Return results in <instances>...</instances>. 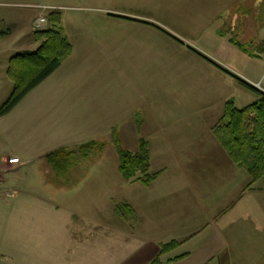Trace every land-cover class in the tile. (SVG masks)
Listing matches in <instances>:
<instances>
[{"label": "rangeland", "instance_id": "obj_1", "mask_svg": "<svg viewBox=\"0 0 264 264\" xmlns=\"http://www.w3.org/2000/svg\"><path fill=\"white\" fill-rule=\"evenodd\" d=\"M5 1L0 0V11L24 12L22 20H12L15 33L31 31V18L40 11L28 6L4 7L1 3ZM223 2L108 0L93 5L69 4L73 7L61 10L64 33L73 45L72 55L63 63L55 81L49 80L11 113L0 116V160L19 156L27 162L19 171L0 170L4 179L0 181V211L14 205L60 207V212L54 213L53 226L55 232L63 230L64 236L54 237L48 246L53 247L55 254L68 253L65 264H110L111 260L126 264L140 253L137 250L145 242L172 243L175 229L184 231L186 219L198 228H206L218 242L216 229L221 222L215 219L217 212L239 202L243 186L249 187L252 178L246 169L237 167L213 127L224 114L229 100L225 95L237 107L244 108L259 96L244 82L260 89L264 86V0H244L245 17L229 32L249 48L250 56L256 55L247 56L238 66H227L231 67L229 71L236 70L250 80H258V76L261 85L235 73V79L228 76L229 84L220 80L212 83V89L225 93L220 94L221 98L197 100L196 95L211 89L210 70L202 67L200 57L216 58L208 45L221 32L218 26L222 28V20L211 23L206 13L226 17L231 13L229 9L232 11V1ZM104 8L146 14L152 18L146 19L149 26L178 38L174 41L185 46L191 56L177 53L174 43L163 42L155 32L132 34L126 30L138 24L107 25L101 16ZM16 34L0 44V108L14 86L7 74L10 59L22 48H31L11 42L19 37ZM31 34L35 35L32 31ZM213 72L218 76L217 68ZM51 94H56L57 100H46L54 99ZM85 95L99 100L98 115L85 114V109L76 106L77 97ZM144 99L150 101L149 106L136 110L145 113L146 121L141 123L142 116L133 115L131 104H142ZM69 104L73 110L65 109ZM141 139L148 141L151 172L156 174L150 186L127 182L119 170V148L135 151ZM93 141L97 146L90 156L76 155L69 165L51 163L47 158L60 149L75 150ZM241 202L251 206L254 197L244 195ZM84 214L91 220L84 219ZM6 215L8 220V214L3 216ZM98 221L105 225L102 233ZM82 222L89 224L87 231L93 236L85 238L84 232L75 235ZM116 228L118 237L114 241ZM11 232L12 229L0 227V253L18 250ZM94 232L101 236L94 237ZM132 232L138 234L137 241L125 249L122 241ZM212 247L215 250L217 243ZM219 258L222 255L209 264H221Z\"/></svg>", "mask_w": 264, "mask_h": 264}, {"label": "crops", "instance_id": "obj_2", "mask_svg": "<svg viewBox=\"0 0 264 264\" xmlns=\"http://www.w3.org/2000/svg\"><path fill=\"white\" fill-rule=\"evenodd\" d=\"M6 1L1 3L4 7H9V6H15L18 8L30 7L39 10L35 6L45 3L48 5H52L54 7H59V10H62L63 8L73 7V6H68L69 4L87 3L93 5L97 3L107 2L108 0H6ZM223 1H224L223 3L226 4L232 1V11L231 9H229L231 15L227 14L225 17L222 16L220 13L213 14L209 12V16H208V13H206L207 17H209V21H212L211 23H213V20H218V22L222 20V28L221 26H218V29H220L222 35L221 32H218L216 34L217 36L213 38L208 45L210 46V48L208 49H213L214 50L213 53H216L217 56L216 58L205 55L203 56L210 58L211 60L215 61L217 64L229 70L231 67H228L227 65H229L230 63H235V65L238 66L243 60L247 58V56H249L250 58L253 57L249 55L248 47L241 44V42H239L237 38H234L232 35H230L229 32L231 28L233 29L234 27H238L239 21L240 20L242 21L245 17L246 13L243 8L244 0H223ZM104 9H105L104 12H102L103 15L101 16L103 17L107 25L118 26L119 24L121 26H128V25L136 26L138 24L139 26L131 27L126 30L130 31L132 34L135 33L143 34L146 32V34L148 35L150 31L155 32L158 37L164 40L163 42H168L170 44L174 43L177 53L179 54L184 53L188 57L191 56V54L189 53L190 51L186 49L185 46L183 47L181 44L179 45L176 41H174V39L178 40V38L173 36L168 37L169 36L168 32L167 34L166 31L165 32L161 31L159 27L149 26L146 19H152V18H148L146 14H143L141 12L126 11V10H114L113 8H104ZM50 13L51 12H49V14ZM259 14L261 15V12L258 10V15ZM23 15H24L23 9H17L14 11H9L8 9H2L0 11V24L6 27L5 29H2L0 26V29L6 32V34L2 37L0 44L2 43L4 38H13L15 36L16 33L11 28L13 26L12 20L19 18L20 20H22ZM39 15L40 12L38 13V15H36V17ZM36 17L31 18L30 21V26L32 27L31 31L34 34L35 31L33 29L32 22ZM48 26L49 25H47V27ZM31 31L25 30L19 35L16 34V36L19 37L16 40L10 39V41L19 42L22 45H27L31 47V48H22V50H34L40 44L36 40L35 35L31 34ZM25 36H27V38H25ZM207 52L210 51L207 50ZM200 58L203 60L202 67L208 66V69L210 70L208 75L211 76V89L207 88L209 92L205 91L206 93L202 92L198 96L196 95L197 100L199 99L202 100L204 97H206V99H209L210 101H213L214 98L216 97L215 100H217V98H221L220 94H225V93L220 92L219 88L212 89V83L214 81L220 80L221 83L226 82L225 84L227 83L229 84L228 76L232 77L233 79H235L236 77L226 72L221 67L213 64L212 62L205 60V58H202V56ZM62 66L63 64L46 80H44L41 84H39L36 88H34L28 95L33 94L34 91H36L38 88H41L49 80L55 81L54 78H57L58 74H61L59 72ZM213 68H217L219 70L218 76H215L213 72ZM205 70L208 71L207 69ZM247 70L249 72H252L251 69H247ZM232 72L234 74L237 73L240 76L243 75L244 77H246L244 74L236 70H232ZM225 76L227 77V79ZM246 79L249 78L246 77ZM257 79L258 80H250V79L249 80L253 84L261 85L260 83L261 81L258 78V76ZM261 87H262L261 89L264 90V86ZM44 94L46 95V93ZM216 94H218V96H215ZM51 95L52 96L55 95L54 99L49 97L46 98V100L48 101L57 100L56 94H51ZM225 98L229 100L231 99L228 98L227 95H225ZM87 99L88 100L91 99V101L88 102ZM76 101H78V103H76V106H78L80 110L85 109V114L89 113L91 115L96 116L98 115L99 111H101V105L98 103L99 100L97 98H91V96L85 95V96H78ZM143 102L144 103L142 104H133L135 102L131 104V109L135 110L133 112V115L142 116V120H140L141 123L142 122L144 123L146 121L143 117L145 116V113L144 111L139 113L136 110H142L143 109L142 107L144 106L148 107L150 101L144 99ZM48 106L51 107V104L49 103ZM54 109L57 110L58 107ZM65 109L73 110L70 104ZM181 111H184L185 113H191L186 109H182ZM164 113L165 112H162V114ZM140 121H137V123H140ZM12 157H19V156H9L8 158H4V159L1 158L0 170L19 171L24 166L27 165V162L24 161L22 157H20L21 162L18 164L9 163V159ZM237 167L239 169H242L239 165H237ZM3 180H4L3 177L0 176V181ZM248 183L250 184L249 187L243 186V188L245 189H243L244 194L242 195L243 197L241 198V200L244 198V195L252 194V196L254 197V204L251 206H247L246 204H243L241 200H239V202L235 204L232 203V205H227L222 210L217 212L215 219L216 221L220 220L221 222V226L217 227L216 229V234L220 236V238H218L217 240L218 242H214L215 238L211 235V233L207 232L206 228H202V229L198 228L193 223V221H191V219L189 220L186 219L184 231L181 228L175 229L176 239L174 240V246L172 250L168 252H162L163 245H165L164 243L156 242L150 245L147 242H145L141 246H139V249L137 250V252L139 251L140 253H138L133 259L125 261V263L152 264L156 259H160L161 262L159 264H209L213 262L216 258H218L219 255L220 256L222 255V258L221 259L219 258L221 260V264H264V179H259L255 182L249 180ZM242 204L245 206H242ZM130 207L132 210L134 209L133 206ZM55 212L56 213L60 212V207L58 206L54 207L51 205H16V206L14 205V206H10V208L9 209L7 208L5 211H0L1 218L4 214H8L9 216L8 220H7V215L5 216V218L3 216V219L0 220V227L12 229L11 233L14 234L15 240L18 242V247H17L18 250L14 252L4 251L0 253V264L68 263V259H69L68 253L61 252L59 254H55L53 251V247L48 246V242L50 240L51 242H53L54 237L60 238L59 237L60 235L64 236L63 230H58L57 232L54 231L53 225L55 222L54 221ZM74 216L78 217L77 215ZM75 217H72V219ZM87 217L88 216L84 214V219H90ZM62 219H64V217ZM225 219L228 220V222L224 223ZM98 223L99 225L97 227H99L100 229L99 232L102 233L104 223L99 221ZM82 225L83 226L79 227V232L78 233L76 232L75 235L77 234L83 235L84 232L86 233L85 238L88 237L89 235L93 236L91 232L87 231V225L89 224L84 225V222H82ZM66 226L67 227L69 226V217L66 218ZM81 230L83 231L81 232ZM66 233H68V231ZM94 233H95L94 237L101 236L100 234H97L98 232H94ZM114 235H115L114 241H117V237H118L117 228L115 229ZM137 238H138V234H136V232H132L131 234L126 235L125 240L122 241L125 243V249L130 248L137 241ZM215 243H217V247L214 250L212 246ZM110 264H114L112 263V260Z\"/></svg>", "mask_w": 264, "mask_h": 264}, {"label": "trees", "instance_id": "obj_3", "mask_svg": "<svg viewBox=\"0 0 264 264\" xmlns=\"http://www.w3.org/2000/svg\"><path fill=\"white\" fill-rule=\"evenodd\" d=\"M5 34L0 29V42ZM35 37L40 44L36 49L19 51L10 59L7 74L14 86L10 97L0 108V116L9 114L73 53V45L64 33L61 10H54L49 14V26L35 31ZM204 58L235 76L210 58ZM244 84L258 93V99L244 108L237 107L233 99L227 101L224 114L213 127V132L233 160L246 169L251 181L255 182L264 179V90L248 82ZM96 146L97 143L93 141L75 150L63 148L52 152L47 158L51 163L69 165L76 155L80 154L85 158L90 156ZM119 156V170L127 182H142L150 186L155 181L156 174L151 172L150 150L146 139H141L139 148L135 151L119 148ZM173 246L174 241L163 245L162 252L172 250ZM160 262V259H156L152 264Z\"/></svg>", "mask_w": 264, "mask_h": 264}, {"label": "built area", "instance_id": "obj_4", "mask_svg": "<svg viewBox=\"0 0 264 264\" xmlns=\"http://www.w3.org/2000/svg\"><path fill=\"white\" fill-rule=\"evenodd\" d=\"M35 7L40 10V15L33 20L32 26L34 31H40L45 29L47 25H49V12L59 10V7H54L45 3L36 5ZM20 162L21 161L19 157H12L9 159V163L11 164H18Z\"/></svg>", "mask_w": 264, "mask_h": 264}]
</instances>
